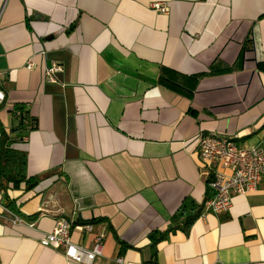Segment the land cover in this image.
Segmentation results:
<instances>
[{"label": "crops", "instance_id": "obj_1", "mask_svg": "<svg viewBox=\"0 0 264 264\" xmlns=\"http://www.w3.org/2000/svg\"><path fill=\"white\" fill-rule=\"evenodd\" d=\"M0 71V123L24 106L13 146L46 175L0 190V264H80L39 244L60 216L76 243L104 235L92 264H264V176L216 215L197 155L207 132L264 149V0H0ZM188 201L198 217L153 254Z\"/></svg>", "mask_w": 264, "mask_h": 264}, {"label": "built area", "instance_id": "obj_2", "mask_svg": "<svg viewBox=\"0 0 264 264\" xmlns=\"http://www.w3.org/2000/svg\"><path fill=\"white\" fill-rule=\"evenodd\" d=\"M150 9L157 13H167L164 1H153ZM26 67L31 69L33 62L28 60ZM61 67L55 62L46 65L43 80L46 83L55 81ZM4 74L0 71V80ZM4 93L0 89V104ZM197 155L202 170L209 178L208 186L212 195L204 203V210L218 215L227 212L234 194H246L255 191L264 176V149L258 144H242L234 136L221 135L215 132L201 134L197 141ZM20 221V220H18ZM33 226V224H29ZM83 233L93 231L92 223L78 224ZM104 235L99 233L93 237L90 247L76 243L71 238V223L66 218L56 217L51 231L45 233L39 244L59 250L64 257L80 264H92L93 260L102 255ZM118 262L122 260L117 259Z\"/></svg>", "mask_w": 264, "mask_h": 264}, {"label": "trees", "instance_id": "obj_3", "mask_svg": "<svg viewBox=\"0 0 264 264\" xmlns=\"http://www.w3.org/2000/svg\"><path fill=\"white\" fill-rule=\"evenodd\" d=\"M163 79L164 75L161 73L160 80L163 81ZM168 85L172 86L171 84ZM24 109L23 105L17 104L11 110L13 117L16 118V124L11 125L9 130H5L0 123V190H5L9 187L18 188L21 185L26 191H29L36 187L39 181L46 176H28L26 174V152L13 146L20 138V136H15V131L34 128L33 120L27 116V112ZM208 181L209 178H207V183ZM12 203V200L9 201L6 207L14 213H19L13 207ZM199 212V206L190 201L184 202L172 218V225L170 224L162 231H154L151 233L150 238L152 239L153 254L156 252V244L158 241L165 239L167 234L176 228H180L186 232L198 217ZM180 218L182 219V224L178 225L177 221L181 220Z\"/></svg>", "mask_w": 264, "mask_h": 264}]
</instances>
